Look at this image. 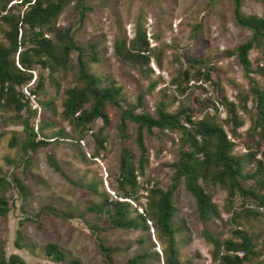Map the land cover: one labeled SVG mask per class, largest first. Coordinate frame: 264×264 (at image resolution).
Instances as JSON below:
<instances>
[{"label":"rangeland","instance_id":"rangeland-1","mask_svg":"<svg viewBox=\"0 0 264 264\" xmlns=\"http://www.w3.org/2000/svg\"><path fill=\"white\" fill-rule=\"evenodd\" d=\"M85 4L91 11L81 27H77L76 12L71 4L57 18L55 29L73 27L74 40L85 52L87 70L100 80L101 86L113 84L119 88L118 100L122 108L131 107L135 113L154 116L158 103L163 101L169 113L185 109L191 112L192 119L209 115L233 142L235 156L253 154L255 160L264 165V136L251 129L255 101L250 91L251 87L264 89V51L253 49L248 53L251 73L246 75L233 53L240 43L248 40L250 32L233 24L228 0H218L213 6H208L207 0H85ZM241 11L246 16H261L264 5L246 1ZM4 30L7 26L0 22V44H6ZM136 30L144 33L149 45L150 51L146 53L149 62L144 65L122 60L114 53L115 39L128 43ZM45 34L52 39V33ZM90 44H95L97 61L90 60ZM75 63L76 55L72 53L68 69L55 74L56 86L46 79L44 91L36 97L22 89L29 99L20 113L0 110V176L10 180L15 174L29 191L26 200L13 189L6 194L9 211L0 216V251L6 257L16 254L28 264H66L54 262L45 255L44 247L54 243L67 259H76L80 264H104L97 248L100 242L116 249L111 264H124L141 253L151 256L145 264H163L164 245L158 241L151 224L148 234L123 231L109 228L105 216L83 213L88 206L103 204L104 196L108 197V204L112 200L126 201L118 197L116 187L119 152L126 141L116 129L119 110L108 106L106 111L111 124L104 126L100 119L94 120L82 133L80 148L76 146L74 139L80 133L62 116L63 91L72 83ZM184 71L190 77L188 81L182 77ZM198 71L206 72L208 78L196 76ZM33 74V78L39 74L46 78L48 71L37 65ZM138 96H141L140 104H137ZM230 103L241 121L237 127L229 111ZM25 118L35 131L50 139L49 145L29 155L28 165L23 162L26 156L22 150L25 135L21 120ZM99 131L109 138L102 147L94 138ZM134 131L133 125H129L127 134L133 138ZM179 136V132L162 133L157 129L144 132L148 162L137 177L140 185L138 213L146 209L145 188L157 185L165 190L169 186L173 174L171 165L177 160ZM130 145L135 151V144L131 141ZM48 155L53 157L56 168L48 162ZM253 169V165H243L244 174ZM240 184L250 187L253 181ZM209 194L220 216L203 223L182 181L174 192L176 212L172 226L179 264H222L214 256L213 243L203 236V229L221 242L231 240L239 245L243 238L249 239L252 248L243 264H264L262 210L254 201H244L237 195L228 199L220 186L211 187ZM46 208L54 209L59 216ZM243 210L256 211L258 215H242L235 222L231 221L232 212ZM25 217L32 221L20 226ZM92 225H96V229L91 230ZM17 230L21 231L20 248L15 246ZM236 252H243L238 258H244V251ZM236 252L229 255H236Z\"/></svg>","mask_w":264,"mask_h":264},{"label":"trees","instance_id":"trees-1","mask_svg":"<svg viewBox=\"0 0 264 264\" xmlns=\"http://www.w3.org/2000/svg\"><path fill=\"white\" fill-rule=\"evenodd\" d=\"M218 0H207L208 6H213ZM230 2L231 19L235 26L247 29L250 37L240 43L233 53L245 74L251 73V63L248 53L253 49L264 51V12L261 16H246L242 13V4L246 1H255L264 5V0H228ZM73 4L77 16V27L83 25L87 13L91 8L85 4V0H0V22L7 26L3 31L6 44H0V110H13L17 114L27 107L29 98L21 91L25 89L29 96H38L45 89V81L56 86L55 74L68 69L70 54L75 53L76 63L72 83L63 91L62 116L68 121L73 130L80 133L75 140L78 148L82 140V133L94 120L100 119L104 126L111 124L106 108L113 107L119 110V119L116 129L126 144L122 145L118 157V168L116 174L117 194L120 200H112L109 204L108 197L104 196L103 204L88 206L83 213H94L107 217L109 228L121 229L123 231H139L148 234L150 225L156 231L157 239L164 246L163 264H179L177 252L174 245L175 230L172 219L176 212L173 196L182 181L185 191L190 194L195 202L198 219L207 223L212 219L219 218L220 212L213 202L209 189L220 186L226 191L227 198L239 196L244 201H254L258 208H262L264 214V165L260 160H255L253 154L235 156L232 153L233 142L226 135L224 128L217 121L205 115L201 119H192L191 112L181 109L177 113H169L165 109V103L159 102L155 115L149 113H135L131 107L122 108L118 100L119 88L113 84L101 86L100 80L92 75L86 67L84 60L85 52L74 40L73 27L55 29V23L61 12ZM45 32L52 33V39ZM90 60L97 61L98 54L95 44L89 45ZM149 50L148 42L144 33L135 31L134 37L127 43L125 40L115 39L114 53L116 57L131 63L147 64L149 58L146 55ZM192 63H200L191 60ZM39 65L41 70H47L48 76L42 74L33 78L34 68ZM263 74V71H260ZM208 78L207 73H196V76ZM182 77L188 81L186 71ZM251 81V79H250ZM28 85V86H27ZM31 87V88H30ZM250 91L254 97L255 119L252 122L253 132L259 131L264 136V89L259 90L251 87ZM25 98V100H24ZM141 103L138 96L137 104ZM51 104V102H50ZM229 111L234 115L235 127L241 121L234 113L235 106L230 103ZM245 110V106H242ZM18 118H20L18 116ZM24 132L22 150L26 158L25 165L29 164V155L36 152L40 147L49 145L50 139L43 133L35 131L29 124L28 119L21 120ZM129 125L134 127L133 138L127 134ZM157 129L162 133L179 132L178 155L175 163L171 165L173 174L170 177L169 186L163 190L157 185L148 186L146 189V209L138 213L137 203L140 185L137 177L141 175L147 165V150L144 144V132L151 133ZM41 131V130H40ZM235 134V132H233ZM61 135V134H59ZM39 137V139H37ZM55 138V137H54ZM99 147L108 141V137L101 131L94 134ZM131 141L136 150L132 149ZM11 146L14 142H11ZM258 146V143L255 144ZM80 153L85 157L84 152ZM48 162L55 168L51 155L47 156ZM250 164L254 169L249 173H243V165ZM252 180L250 187L240 184L241 181ZM16 190L22 200H26L29 191L25 183L15 174L10 180L0 176V216H5L9 211V201L6 196L10 190ZM134 209H132V204ZM110 205V206H107ZM46 210L59 216L54 209ZM83 213L80 217L83 218ZM242 215L257 216L258 212L243 210L232 212L231 221ZM63 216V215H62ZM32 221L25 217L24 221ZM91 230L96 229L92 225ZM206 240L213 243L214 256L221 260L222 264H243L251 251V242L243 238L239 245L231 240L223 242L215 239L207 230H202ZM21 231H16L15 246L21 247ZM142 241V240H140ZM222 247L223 255L219 256ZM97 248L103 257L104 264H111L112 255L116 249L106 247L97 242ZM237 250L244 251V258L229 255ZM44 253L54 262H66V264H80L76 259H67L63 250L54 243L44 247ZM151 256L147 253L138 254L130 258L124 264H145ZM0 264H28L20 256L11 254L5 256L0 251Z\"/></svg>","mask_w":264,"mask_h":264},{"label":"built area","instance_id":"built-area-1","mask_svg":"<svg viewBox=\"0 0 264 264\" xmlns=\"http://www.w3.org/2000/svg\"><path fill=\"white\" fill-rule=\"evenodd\" d=\"M24 92L27 93V92L25 91V89H24ZM260 209L262 210V208H260ZM219 255H220V256L223 255V251H222V250H221V252H220ZM236 255H237V256L240 255L239 257H241V256L243 255V252H242L241 254H239L238 252H236Z\"/></svg>","mask_w":264,"mask_h":264}]
</instances>
